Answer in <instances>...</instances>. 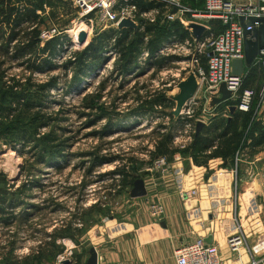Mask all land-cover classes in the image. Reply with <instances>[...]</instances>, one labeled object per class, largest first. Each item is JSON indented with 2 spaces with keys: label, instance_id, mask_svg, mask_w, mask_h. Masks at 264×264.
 <instances>
[{
  "label": "rangeland",
  "instance_id": "1",
  "mask_svg": "<svg viewBox=\"0 0 264 264\" xmlns=\"http://www.w3.org/2000/svg\"><path fill=\"white\" fill-rule=\"evenodd\" d=\"M65 1L69 2L67 14L59 15L56 20L50 18L48 8L40 13L39 29L55 27L57 35L62 37L63 45L52 61L51 70H27L22 61H7L0 54V92L5 93L0 104V136H3L0 139V264H8L7 259L14 264H61L62 261L57 262L59 256L71 258L74 263L75 257L87 253L80 238L88 230L111 233L116 224L134 222L147 207L150 216L157 222L162 220L164 209L158 204V188L170 186L160 195L172 202H192V207L203 200L204 205L214 200L213 186L225 184L220 182L222 174L211 176L206 169L197 181L199 173L192 171L188 158L179 154L171 161L158 157L149 162L147 150L153 149L154 130L158 124L171 123L169 117L162 115L165 112L174 119L181 117L174 145L183 148L196 134L198 121L207 123L216 108L220 116V112L226 114L230 106L237 105L245 88L259 93L263 83L256 65L245 87L241 82L236 91H230L203 82L196 87L188 105L178 106L182 86L190 80L196 86L199 84L198 69L206 65V59L202 58L201 65L193 62L197 41L191 36L184 40L170 38L150 54V35H147L130 74L120 76L115 67L120 63L119 54L108 50L103 53L106 62L80 75L74 86L76 66L70 63L74 53L82 50L102 29L95 12L89 14L90 22L72 0ZM191 4L197 6V1ZM164 7L131 15L128 19L134 23L133 30L142 32L145 22L141 20L153 22L157 30L174 22L186 28L178 19L169 20L170 12ZM65 19H69L68 24L58 28ZM81 27L87 28L90 35L83 45H78L79 33L85 31L88 35ZM214 30H218L217 25ZM207 36L211 37L210 32ZM158 94L172 100L173 108L163 109V104L155 107L151 101ZM27 97L34 107L24 106ZM148 109L156 112L130 113V110ZM259 110L264 121V97L260 98ZM92 152L107 159L95 164ZM10 153H13L11 157ZM128 159L133 161L130 170L132 167L136 180L142 179L148 188L144 196H134V184L120 188L118 176L111 174ZM242 159L243 165L251 160L247 153ZM262 168L260 164L249 175V183L256 187L259 200L264 199L260 187ZM240 185L234 180L233 188L237 192ZM157 206L161 207L159 212L155 211ZM46 242H52L55 247L49 249ZM41 245L46 252L63 250L53 261L39 262L37 252Z\"/></svg>",
  "mask_w": 264,
  "mask_h": 264
},
{
  "label": "trees",
  "instance_id": "2",
  "mask_svg": "<svg viewBox=\"0 0 264 264\" xmlns=\"http://www.w3.org/2000/svg\"><path fill=\"white\" fill-rule=\"evenodd\" d=\"M187 2L191 4L193 0ZM130 3L136 5L137 14L156 7H164V3L156 0H131ZM201 5L202 1L197 0V6ZM68 6L69 2L65 0H0V54L7 57V61H22L21 63L25 65L27 70L37 72L51 70L54 65L52 61L62 48V37L55 35L45 41L39 39V27L42 24L40 13L48 8L50 18L56 20L59 15L67 14ZM68 21L69 19H65L58 28L65 27ZM141 21L145 22L142 32L139 30L135 32L130 27L121 29L108 27L96 32L93 39L82 50L76 51L74 59L70 62L76 66L73 78L74 86L80 81V75L86 74L89 70H94L102 62H106L103 54L105 51L113 50L119 54L120 63L115 66L116 71L120 73V76H125L132 72L140 46L147 35H150V54H154L161 44L170 38L184 40L190 36V32L186 28H181L175 22L174 25L166 24L157 30L153 22ZM215 25L218 26V30H214ZM210 26L214 33H218L223 28L218 20L210 21ZM253 71H256V65L247 70L246 76L242 80L244 87L247 85V78L252 77L254 74ZM1 92L0 104L5 95ZM151 103L155 107L163 104V109L173 108L174 106V102L166 98L164 94L155 96ZM23 104L26 108L34 107L30 97H27ZM259 109L260 96L258 90L251 107L247 111L236 109L231 113L228 109L226 114L220 112L222 113V116H220L216 108L215 114L209 118L197 134H193L189 144L183 148L174 145L175 131L181 117L174 119L171 113L165 112L162 115L169 117L171 123L169 125L158 124L156 130H154L153 149L147 150L150 156L149 162H153L158 157L171 161L175 154H179L184 159H191L193 164L197 166H207L211 159L221 158L223 160L222 166L234 167L235 159L243 151L249 150V152L254 153L258 147L264 145V121L260 118ZM221 110L219 108V111ZM151 112L154 113L156 110H130V113L136 115ZM157 112L160 111L157 110ZM186 120L187 122L190 121L187 118ZM2 137L0 136V139ZM91 155L95 164H101L107 159L105 155L101 156L98 152L95 154L92 152ZM131 163L133 161L128 159L111 172V174L118 176L117 185L120 188L132 186L136 180V177L132 174L133 168L131 167L132 171L130 170ZM64 235H67L66 232ZM46 244L49 249L55 247L52 242H46ZM61 249L63 250V248ZM61 249L58 248L56 251L47 249L46 252L41 245L37 252V260L39 262L42 260L53 261L56 255L62 252ZM6 262L14 264L13 261L8 259ZM76 264H80L79 257L76 259Z\"/></svg>",
  "mask_w": 264,
  "mask_h": 264
},
{
  "label": "crops",
  "instance_id": "3",
  "mask_svg": "<svg viewBox=\"0 0 264 264\" xmlns=\"http://www.w3.org/2000/svg\"><path fill=\"white\" fill-rule=\"evenodd\" d=\"M245 153L251 160L243 165ZM187 160L191 170L200 175L197 174V181L206 169L211 176L223 175L220 182L225 181V184L213 186L214 200L205 205L203 200L197 207H192V202H172L160 195L171 189L170 186L158 188L157 199L162 201L158 204L164 209L162 220L157 222L150 216L147 207L145 212L135 217L134 222L116 224L111 233L88 230L80 238L87 253L75 257V260L79 257L80 264H84L90 249L94 248L97 264H176L174 250L177 246L199 237H211L210 243L217 246L221 264H251L252 261L264 264V199H258L256 187L249 183V175L255 168L260 164L264 167V145L254 153L243 151L235 159L234 167L222 166L221 158L211 159L207 166H197L191 159ZM234 180L241 183L238 192L235 186L233 188ZM235 233L243 238L237 251L230 250L227 245L229 236Z\"/></svg>",
  "mask_w": 264,
  "mask_h": 264
},
{
  "label": "built area",
  "instance_id": "4",
  "mask_svg": "<svg viewBox=\"0 0 264 264\" xmlns=\"http://www.w3.org/2000/svg\"><path fill=\"white\" fill-rule=\"evenodd\" d=\"M74 5L82 10V15L89 17L91 12L98 15L99 29L110 26H117L121 20L128 19L136 14L135 4L131 0H72ZM162 2L168 8L167 17L169 20L178 19L184 26L190 23H198L205 27V32L200 40H196L192 35L191 28L186 29L190 32L192 39L197 42V55L193 54V62L201 65L202 58L206 59L205 66L199 67V84L207 82L209 85H225L230 91H236L240 83L246 76L247 71L241 76L232 74V61L244 58V39H249L250 35H244V29L239 22V16H264V0H203L201 7L196 4H189L183 0H156ZM196 2L197 0H193ZM174 8L176 11L174 12ZM174 12V13H172ZM131 19V18H130ZM218 20L223 28L214 33L211 30L210 21ZM92 28V24H91ZM251 27L249 26L248 29ZM92 31V30H91ZM210 32L211 37L207 34ZM57 28H42L39 39L48 40L57 35ZM207 36V37H206ZM163 50L161 49L160 52ZM202 53V54H200ZM262 55H258L253 66L258 65L263 83L258 95L264 97V49ZM200 54V56H199ZM199 56V57H198ZM213 87V86H211ZM257 93L256 89H244L236 107L238 110L247 111L252 105ZM190 103V101H188ZM188 105V103L186 102ZM184 104V105H186ZM261 194L264 198V169L261 171ZM161 207L157 206L155 211L159 212ZM243 243L241 234L235 233L229 236L227 245L230 250L237 251ZM176 264H221V258L216 245L207 243L204 238H196L192 242L181 243L174 250ZM59 256L57 262L65 259ZM252 261L251 264H256ZM71 264H74L71 260Z\"/></svg>",
  "mask_w": 264,
  "mask_h": 264
},
{
  "label": "water",
  "instance_id": "5",
  "mask_svg": "<svg viewBox=\"0 0 264 264\" xmlns=\"http://www.w3.org/2000/svg\"><path fill=\"white\" fill-rule=\"evenodd\" d=\"M176 11V8L173 10ZM239 22L244 29V35H250L249 39H244V58L235 59L232 61V74L234 76H241L248 69L253 67V62L258 55H262L261 50L264 49V16H239ZM251 27L248 29V27ZM117 27H134L133 21L129 19H123L117 25ZM192 35L196 40H200L205 32V27L198 23H190ZM87 39V33L81 31L78 35V45H83ZM225 88V85H221ZM196 84L194 81L190 80L187 84L183 85L181 88V93L178 96V106L185 104L189 100L196 90ZM231 113L236 110V106L232 105L229 107ZM204 122L198 121L195 126V133L197 134ZM134 196H144L146 195L145 183L142 179H137L133 186ZM207 243L211 242V237L205 239ZM97 252L94 248L90 249V255L84 264H97ZM61 264H71L70 259H65Z\"/></svg>",
  "mask_w": 264,
  "mask_h": 264
},
{
  "label": "bare ground",
  "instance_id": "6",
  "mask_svg": "<svg viewBox=\"0 0 264 264\" xmlns=\"http://www.w3.org/2000/svg\"><path fill=\"white\" fill-rule=\"evenodd\" d=\"M80 29H81V30L84 29V30H87V31H88V29H87V28H84V27H81ZM77 35H78V33H77ZM89 35H90V32L88 31V35H87V37H88ZM187 101H188V100H187ZM187 101H186V102H187ZM186 102H185V103H186ZM186 105H187V104H186ZM11 155H13V153H10L9 156L11 157ZM10 157H9V158H10ZM12 158H13V157H12Z\"/></svg>",
  "mask_w": 264,
  "mask_h": 264
}]
</instances>
